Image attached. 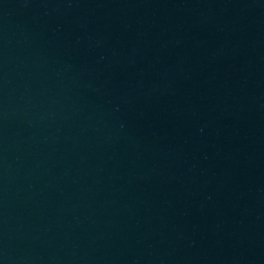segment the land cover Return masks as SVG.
<instances>
[{
    "label": "water",
    "instance_id": "obj_1",
    "mask_svg": "<svg viewBox=\"0 0 264 264\" xmlns=\"http://www.w3.org/2000/svg\"><path fill=\"white\" fill-rule=\"evenodd\" d=\"M0 264H264V0H0Z\"/></svg>",
    "mask_w": 264,
    "mask_h": 264
}]
</instances>
